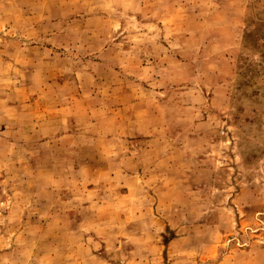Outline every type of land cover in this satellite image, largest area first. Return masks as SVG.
<instances>
[{"label":"rangeland","instance_id":"374dc122","mask_svg":"<svg viewBox=\"0 0 264 264\" xmlns=\"http://www.w3.org/2000/svg\"><path fill=\"white\" fill-rule=\"evenodd\" d=\"M0 264H264V0H0Z\"/></svg>","mask_w":264,"mask_h":264}]
</instances>
